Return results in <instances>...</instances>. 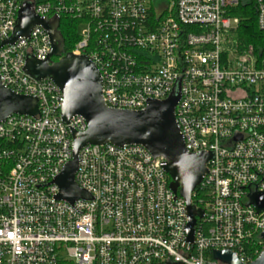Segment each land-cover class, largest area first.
Instances as JSON below:
<instances>
[{"label":"built area","instance_id":"built-area-1","mask_svg":"<svg viewBox=\"0 0 264 264\" xmlns=\"http://www.w3.org/2000/svg\"><path fill=\"white\" fill-rule=\"evenodd\" d=\"M255 1L264 32V0ZM24 3L45 22L58 18L62 35L76 26L69 53L95 64L109 108L140 111L179 93L175 118L188 152L212 155L192 195L204 212L193 243L164 160L142 146L84 147L75 174L84 198H58L72 131L87 124L80 116L66 124L60 89L25 72L27 58L48 59L47 31L36 25L7 43ZM241 3L250 0H0L1 81L38 101L37 115L0 123V264H223L215 251L249 264L260 256L264 210L251 196L264 194V57L227 37L242 30L230 16Z\"/></svg>","mask_w":264,"mask_h":264},{"label":"water","instance_id":"water-1","mask_svg":"<svg viewBox=\"0 0 264 264\" xmlns=\"http://www.w3.org/2000/svg\"><path fill=\"white\" fill-rule=\"evenodd\" d=\"M36 25L47 31L51 53L45 61L27 58L25 72L38 81L50 78L60 89L64 99L61 118L66 124L75 116L82 117L87 124V130L83 133L72 131L73 160L56 180L60 188L58 198L71 203L84 198L75 182L78 155L84 147L106 144L117 147L142 146L154 158L164 160V169L171 179L170 189L186 203V230L188 241L193 243L196 218H202L204 212L192 205V195L207 175V163L212 155L188 152L175 118L179 93L165 101L150 100L147 107L140 111L109 108L102 96V78L95 64L86 56L65 54L64 38L58 31V18L45 22L34 15L30 3H24L18 31L7 43H14L20 36H28ZM63 54L59 61H52L53 57H61ZM37 113L36 98L11 91L0 78V123L13 115L35 116ZM251 202L258 212L264 210V194L252 195ZM213 259L223 264H245L231 251H215ZM249 264H264V251Z\"/></svg>","mask_w":264,"mask_h":264},{"label":"trees","instance_id":"trees-1","mask_svg":"<svg viewBox=\"0 0 264 264\" xmlns=\"http://www.w3.org/2000/svg\"><path fill=\"white\" fill-rule=\"evenodd\" d=\"M256 1L250 0V3L245 4L241 3L238 7L232 9L230 11V16L232 18H237L240 21L239 26L242 28V31L246 37V41L248 45H250V49L254 56H258L259 58L264 57V32H262L258 28L257 24V16H256ZM64 23H67L63 19L60 21V25L62 26ZM74 25V24H73ZM68 29L70 25H67ZM75 28V32L63 33L64 37V51L65 53H69L71 49L74 47L75 43L78 41V33L76 32V26H73V30ZM78 30V29H77ZM197 189L196 192H198ZM260 252V251H259ZM251 253V252H250ZM252 259H256L257 255H251Z\"/></svg>","mask_w":264,"mask_h":264},{"label":"rangeland","instance_id":"rangeland-1","mask_svg":"<svg viewBox=\"0 0 264 264\" xmlns=\"http://www.w3.org/2000/svg\"><path fill=\"white\" fill-rule=\"evenodd\" d=\"M227 37L231 38L234 43H238V41L243 42L242 48L247 49V44H246V37L241 29L234 30L233 32L228 31ZM66 256H64V259ZM67 259V258H66Z\"/></svg>","mask_w":264,"mask_h":264}]
</instances>
